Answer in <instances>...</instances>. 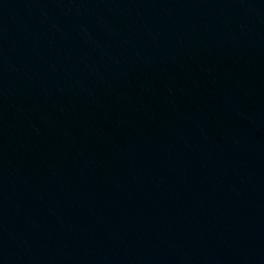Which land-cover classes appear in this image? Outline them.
<instances>
[{
  "label": "water",
  "instance_id": "obj_1",
  "mask_svg": "<svg viewBox=\"0 0 264 264\" xmlns=\"http://www.w3.org/2000/svg\"><path fill=\"white\" fill-rule=\"evenodd\" d=\"M0 264H264V0H0Z\"/></svg>",
  "mask_w": 264,
  "mask_h": 264
}]
</instances>
